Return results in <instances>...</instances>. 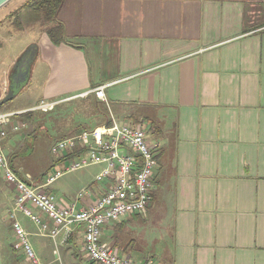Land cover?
I'll use <instances>...</instances> for the list:
<instances>
[{"label": "crops", "instance_id": "obj_1", "mask_svg": "<svg viewBox=\"0 0 264 264\" xmlns=\"http://www.w3.org/2000/svg\"><path fill=\"white\" fill-rule=\"evenodd\" d=\"M57 18L64 43L45 33L31 43L27 81L39 92L26 109L105 86L95 101L117 123L145 128L154 148L150 205L103 228L110 246L140 264H264V0H64ZM86 188L78 202L80 191L56 199L85 207L104 187ZM11 191L0 169V264L25 260L13 247ZM136 239L152 248L145 256Z\"/></svg>", "mask_w": 264, "mask_h": 264}, {"label": "built area", "instance_id": "obj_2", "mask_svg": "<svg viewBox=\"0 0 264 264\" xmlns=\"http://www.w3.org/2000/svg\"><path fill=\"white\" fill-rule=\"evenodd\" d=\"M105 86L91 92L100 100L104 98ZM89 93V92H88ZM85 93L84 95H86ZM56 101L40 100L32 108L42 112L51 110ZM15 113H0V127L9 122ZM111 124H101L90 130L82 129L67 138L55 141L50 146L58 168L49 171L39 184L26 183L10 167L0 152V169L5 182L15 191V208L22 211L52 238L63 235L62 243L82 230L83 250L92 264H140L120 255L118 250L101 239L103 228L127 216L143 215L151 202L150 188L153 169L157 164L153 146L146 140V130L140 125L119 124L111 117ZM4 136V132H0ZM74 156L69 158L68 156ZM103 165L94 182H104L102 193L85 207L76 202L86 195L85 188L77 194L76 202H59L46 189L69 174L88 166ZM30 204L44 214L49 223L27 208ZM14 217V214H10ZM15 250H21L29 264H42L27 241L21 225L13 220ZM142 264H153L150 259Z\"/></svg>", "mask_w": 264, "mask_h": 264}, {"label": "rangeland", "instance_id": "obj_3", "mask_svg": "<svg viewBox=\"0 0 264 264\" xmlns=\"http://www.w3.org/2000/svg\"><path fill=\"white\" fill-rule=\"evenodd\" d=\"M29 3V0H10L0 7V61L8 65L5 72L7 85L8 73L16 61L11 60L22 53L31 57L28 51L29 46L31 43L37 42L50 26V22H44L39 13L32 11L33 8ZM38 92V84H29L26 81L22 88L16 92V96L0 108V111H23L17 115L28 112L25 119L16 114L9 119L7 124L12 121L14 126L17 122L20 124L23 119L27 120V123L25 122L22 127L21 124L19 125L17 131H12L8 126L1 128L8 136L4 142L5 147L4 145L2 147L4 156L7 160L11 158V165L20 174V176L18 175L20 178L29 176L26 179L31 181V184H39L42 181L40 178L45 177L44 174L59 167L50 153L52 143L69 137L82 129L90 130L101 125L106 116L111 117L107 105L98 104L95 97L58 102L46 112L29 108L27 110L26 107L38 97ZM25 109L27 111H24ZM103 167V165H93L65 174L49 188L52 194L60 199L62 193L72 196L89 185L104 187V182H94V178ZM13 191H11L12 195L15 194ZM32 207L27 205V208L38 216L39 213ZM12 213L25 231L31 233L36 231V235L27 236V241L35 254L42 251L43 254L40 256L42 260L39 259L42 264H92L83 250V239L80 235L70 237L63 244L62 234L52 238L45 234L46 232H40V229L22 211L14 208ZM101 239L110 245L106 238V232L102 233ZM134 249L139 255L145 256L152 248L141 244L136 239ZM18 251L21 252V250ZM19 256V264H29L22 255Z\"/></svg>", "mask_w": 264, "mask_h": 264}, {"label": "trees", "instance_id": "obj_4", "mask_svg": "<svg viewBox=\"0 0 264 264\" xmlns=\"http://www.w3.org/2000/svg\"><path fill=\"white\" fill-rule=\"evenodd\" d=\"M32 11L39 13L42 16L43 21L50 22L49 28L46 30V35L54 45H59L65 42V30L64 27L58 22V13L64 0H29ZM36 46V45H35ZM2 106H0L1 108ZM27 113L24 112L17 116L27 118ZM15 116V115H14ZM22 120L23 123H27V120ZM101 124L110 125L111 119L106 118ZM11 169L17 174L18 172L11 165V158L8 160ZM18 175V174H17ZM45 175V174H44ZM43 177L40 179L42 180Z\"/></svg>", "mask_w": 264, "mask_h": 264}, {"label": "water", "instance_id": "obj_5", "mask_svg": "<svg viewBox=\"0 0 264 264\" xmlns=\"http://www.w3.org/2000/svg\"><path fill=\"white\" fill-rule=\"evenodd\" d=\"M10 0H0V7H2L4 4H6ZM29 54L31 57H29L27 54L22 53L20 56L16 59V61L12 64L10 71L8 73V85L6 94L4 97L0 100V106L5 104L6 102L12 100L16 96V92L22 88L24 82L27 81L28 74L30 72V68L32 65V62L34 60V57L37 53V47L29 46L28 48ZM28 56V58H27ZM27 59V61H26ZM18 70V73H20V78L17 80L15 76V70Z\"/></svg>", "mask_w": 264, "mask_h": 264}, {"label": "flooded vegetation", "instance_id": "obj_6", "mask_svg": "<svg viewBox=\"0 0 264 264\" xmlns=\"http://www.w3.org/2000/svg\"><path fill=\"white\" fill-rule=\"evenodd\" d=\"M27 58H28V56H27ZM26 61H27V59H26ZM15 76H16L17 80L20 78V73H18L17 69L15 70Z\"/></svg>", "mask_w": 264, "mask_h": 264}]
</instances>
